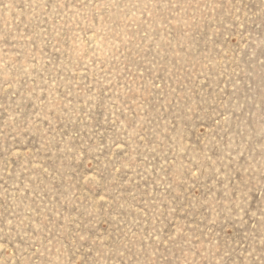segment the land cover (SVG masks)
Listing matches in <instances>:
<instances>
[{
  "label": "rangeland",
  "instance_id": "374dc122",
  "mask_svg": "<svg viewBox=\"0 0 264 264\" xmlns=\"http://www.w3.org/2000/svg\"><path fill=\"white\" fill-rule=\"evenodd\" d=\"M0 264H264V0H0Z\"/></svg>",
  "mask_w": 264,
  "mask_h": 264
}]
</instances>
